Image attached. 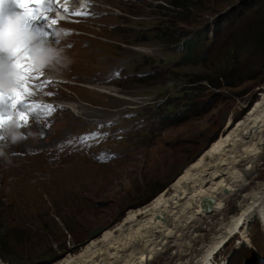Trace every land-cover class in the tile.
Segmentation results:
<instances>
[{"label": "rangeland", "instance_id": "obj_1", "mask_svg": "<svg viewBox=\"0 0 264 264\" xmlns=\"http://www.w3.org/2000/svg\"><path fill=\"white\" fill-rule=\"evenodd\" d=\"M70 1L90 15H45L60 31L45 42L72 63L43 72L53 83L33 97L54 102L58 111L50 121L18 127L0 156L1 242L14 250L0 264H56L118 229L128 212L169 191L264 94V71L255 63L223 70L245 79L234 87L215 70L256 1L225 0L187 12L167 0ZM186 39L200 46L189 50ZM83 134L95 138L82 143ZM257 169L241 192L264 182L263 161ZM235 201L221 210L220 224L231 218ZM252 222L216 264H263L264 224L260 217Z\"/></svg>", "mask_w": 264, "mask_h": 264}, {"label": "bare ground", "instance_id": "obj_2", "mask_svg": "<svg viewBox=\"0 0 264 264\" xmlns=\"http://www.w3.org/2000/svg\"><path fill=\"white\" fill-rule=\"evenodd\" d=\"M55 6L62 15L83 11L85 5L74 7L70 0H56ZM95 51L89 50L93 57ZM226 133L186 168L169 191L128 212L118 229L56 264H157L172 249L173 259L165 264H216L232 239L241 237L252 221L260 217L264 224V182L248 193L240 190L246 177L264 162V94L243 121L236 126L228 123ZM233 200H237L236 209L230 219L222 217L220 224L216 218ZM246 239L247 235L241 247Z\"/></svg>", "mask_w": 264, "mask_h": 264}, {"label": "snow or ice", "instance_id": "obj_3", "mask_svg": "<svg viewBox=\"0 0 264 264\" xmlns=\"http://www.w3.org/2000/svg\"><path fill=\"white\" fill-rule=\"evenodd\" d=\"M13 4L15 9H20L13 14L26 17L22 30L35 39L31 42L27 37L18 39L14 30L5 34V18L0 16V70L9 65L18 77V84L14 89L9 92L0 89V156L5 154L3 149L6 141L9 138L15 140L18 127L29 126V119L37 122L41 119L50 121L51 114L57 111L55 105L38 104L33 99L37 91L50 87L53 82L43 80L42 73L36 72L31 50L39 45H52L45 42L50 37L49 31H45L48 27L47 16L40 15L41 8L37 6H42L43 12H58L60 9L54 6L55 0H13ZM3 6L4 0H0V8ZM73 15L87 17L90 13L83 11ZM51 23L55 24L56 21L52 20ZM48 95L52 96L53 93L48 92ZM15 117H22V123L18 124Z\"/></svg>", "mask_w": 264, "mask_h": 264}, {"label": "trees", "instance_id": "obj_4", "mask_svg": "<svg viewBox=\"0 0 264 264\" xmlns=\"http://www.w3.org/2000/svg\"><path fill=\"white\" fill-rule=\"evenodd\" d=\"M253 1H256L255 5L259 6L254 8V5V9L248 17L244 18V22L239 26L237 37L230 42L229 49L227 50L228 53L224 54L222 57L226 58L224 66H217L215 69L218 74V79L221 80V82L223 80L225 85L230 87L239 85L242 81L244 82L245 79L234 77V72L224 74L223 70L227 69L228 65H231V67H236L237 65L239 68L240 66L246 68V66H250V63H253L251 67H254L255 63V65L259 66L264 71V0ZM167 2L176 8H184V10H186L185 12H187L189 8L193 7L204 11L207 10L208 7L212 8L225 2V0H167ZM181 36L183 37V35L179 33V40H181ZM183 44H186L189 50L200 46L198 42H192V39H186ZM238 59H241L240 64L238 63ZM219 67L221 68L218 69ZM228 79L234 80L230 81ZM14 239H17V237L14 236L9 239V241L11 242V240ZM1 241L0 235V256L3 258L5 253L14 254V250L10 249L7 245L3 246ZM262 263L264 264V262Z\"/></svg>", "mask_w": 264, "mask_h": 264}, {"label": "clouds", "instance_id": "obj_5", "mask_svg": "<svg viewBox=\"0 0 264 264\" xmlns=\"http://www.w3.org/2000/svg\"><path fill=\"white\" fill-rule=\"evenodd\" d=\"M54 13V12H52ZM26 17L22 14H11L5 18L4 31L5 34L14 30L17 38L27 37L29 42L34 40V37L29 36L22 30V25L24 24ZM33 65L38 73H43L46 70H53L59 72L62 68H67L71 63V58L63 54V50L56 48L52 45H39L32 50ZM6 54H9L6 52ZM18 84V77L13 68L9 65H5L2 70H0V89L5 92H9Z\"/></svg>", "mask_w": 264, "mask_h": 264}, {"label": "water", "instance_id": "obj_6", "mask_svg": "<svg viewBox=\"0 0 264 264\" xmlns=\"http://www.w3.org/2000/svg\"><path fill=\"white\" fill-rule=\"evenodd\" d=\"M204 206H205L206 210H208L210 208V204H209L208 200L205 201Z\"/></svg>", "mask_w": 264, "mask_h": 264}]
</instances>
